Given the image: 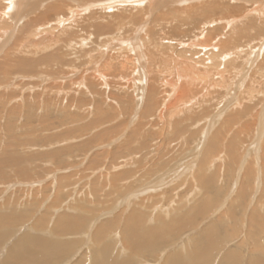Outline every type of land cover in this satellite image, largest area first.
Returning a JSON list of instances; mask_svg holds the SVG:
<instances>
[{
    "label": "rangeland",
    "instance_id": "1",
    "mask_svg": "<svg viewBox=\"0 0 264 264\" xmlns=\"http://www.w3.org/2000/svg\"><path fill=\"white\" fill-rule=\"evenodd\" d=\"M53 1L30 0L22 6L12 26L7 23L3 29L9 32L5 44V34L0 32L3 36H0V264L20 262L19 258L12 257L11 250L15 244L21 246L18 241L24 236H37L49 240L51 245L59 242L53 248L48 245L51 250L45 253L47 261L44 258L47 264H97L99 258L103 264H264V119H259L264 118V72L263 68L259 69L264 66V19L244 13L250 4H246L247 0H218L214 5L207 4L210 1L206 0L195 4L186 0V4L181 5L178 0L179 4L173 6L186 11L167 22L169 32L166 31L162 38L175 45L167 53L179 48L178 41L188 45L197 41L193 36L201 30L205 13L208 19L225 15L227 18L223 19H235L225 29L220 24L208 29L207 38L212 37L209 47L229 50L241 47L244 51L238 52L239 57L236 55L230 62L233 65L223 66L226 79L223 85L227 87H211L214 92L207 101L189 107L195 119L204 114L198 110L208 109L204 114H208L206 118L198 120V127L203 125L206 129L209 125V131L200 130L188 142L179 144V151L177 148L173 152H161V155L154 150L153 144L157 140L168 143L174 132L169 131V135L165 132L163 139L159 129L150 130L146 126L143 129L146 133L139 134L137 119L128 122L129 107L125 106L130 99L128 91L115 88L112 97L102 100L100 93L92 94L89 85L84 91L85 86L79 88L74 82L82 78L86 83L84 71L92 68L91 61L88 62L91 53L87 54L86 50L98 47L96 51L105 52L97 60L100 65L97 68H105L109 60L104 58L115 54L112 46L117 44L118 29L124 33L121 34L123 39L132 37L128 41L133 45L146 44L139 38L150 37L163 25L165 21L153 22L160 12L157 8L151 13H146L145 9L146 15L133 8L114 11L117 5H113L102 13L111 17L99 20L104 22L101 29L112 26L113 33L102 31L97 39L92 37L93 32L91 37L87 36L91 33L80 28L87 11L75 16L80 27H69L68 35H52L46 25L50 23L48 26H51L58 14L49 10V6L73 7L77 4L72 0ZM254 1L262 0L250 2ZM5 3L8 1H0V9ZM238 4L244 7L233 10L232 6ZM34 7H38L37 11ZM64 10L66 12L61 13L68 14V9L64 7ZM142 10L144 12V8ZM232 10L243 14L234 16ZM98 14L96 10L94 15ZM161 14L160 18H165L166 14ZM126 19V27L114 29L115 25H126ZM142 21L145 29L134 31ZM233 28L235 33L231 31ZM149 44L147 48L151 47ZM247 45L255 50V65L249 66L250 69L246 62L244 67L241 59L250 53ZM148 57L145 55L149 62ZM5 58L10 59L8 65H4ZM12 61L17 62L16 65ZM237 69L242 70L235 73L233 70ZM61 76L66 78L61 79ZM62 84H70L68 88L71 89L62 93L59 89ZM97 88L99 91L100 87ZM116 96L121 98L120 102ZM126 105L132 106V100ZM220 106H225L226 110L215 118ZM249 106H254L258 115L254 126L260 124L262 127L257 135L249 133L248 116H243ZM86 110L88 114L83 115ZM141 111L145 112L143 104L137 114L141 115ZM115 112H119V116L109 118ZM177 137L182 142L181 134ZM143 144L152 146L148 145L149 150H146ZM148 185L150 189L142 191ZM60 221L63 224L70 221L68 226L74 231L61 228ZM97 229L101 230L97 234L103 236L95 235L94 238ZM143 237L145 248L140 241ZM103 245L107 248L101 252ZM18 250L19 253L21 249ZM22 262L30 264V257Z\"/></svg>",
    "mask_w": 264,
    "mask_h": 264
},
{
    "label": "bare ground",
    "instance_id": "2",
    "mask_svg": "<svg viewBox=\"0 0 264 264\" xmlns=\"http://www.w3.org/2000/svg\"><path fill=\"white\" fill-rule=\"evenodd\" d=\"M2 1L3 2L8 1V3H5L6 6H2V8L0 9V32L3 33V34H5V36H4L5 39H4V41L2 40L3 41V44H5L6 40L9 38V32H7V30H3V29L7 26L6 25L7 23H9L12 26L13 18L17 16L18 10H20L22 8V6H24L25 4L27 5V2L28 1L30 2V0H17L16 2H15V0H5V1L2 0ZM55 1L56 0H54L53 2H55ZM72 1L77 2L78 5L75 3V5L77 7H74L75 5H73V7H66V6H63L62 4H61L63 6L62 8H61V5H59V7H58L57 4H56V6H57L56 8L55 7H52V6H49V8L51 7L49 10H55V11H57L56 15L57 14L58 15L54 17L55 18V21L52 22L51 26H48L50 23L49 24L47 23L48 25H46V26L48 27V30H49L48 33L50 32V33H52V35L53 34H60V35H62V34H65L67 32V29L69 27H71L72 25H73L72 27H80L81 25H77V23H76V22H78L77 21L78 19L75 16L76 15H80V14H84L87 11H88L87 12V16H83V18L85 20L82 19L85 22H83L84 24L80 27V28L83 29V31L84 30L85 31L87 30V31H89L91 33L90 35H87L89 33L88 32L86 34L87 36H90L91 37V35H93L92 34V32H93L95 35H93L92 37L93 38L95 37L94 39H97V37H99V35L102 33V31L103 32L104 31H106V32L109 31L110 33H113L114 31L112 30L113 29L112 26H111V28H112L111 29V28H107L108 25L107 26L104 25L106 28L101 29L100 27L103 25L104 22L103 23L102 22H99V20H101V19H105L106 17H111V16H109V14H102V13H106L105 11H107L108 9H112V6L113 5H117L116 8H114V9H117V10H114V11L131 10L133 8V9L138 10L139 12H142L141 14L144 13V15H146L147 12H150L151 13V12L156 11L155 8H157L158 12H160V13L158 15H156V17L153 19V22L156 21L158 23L159 21H162V22L165 21V22H163V25L157 30V32H153V33L151 32L152 35H150V37L152 36L153 38L152 37L150 38L148 36L150 38L149 39L148 37L144 38L142 36V39L139 38V40L140 41L143 40V42H145L146 44H144V43H138L137 42V45L136 46L131 43L132 41L131 42L128 41L132 37L131 38L128 37V40L127 39H123V37H122L121 34H124V33H121L122 30H119L118 29L119 27H126L128 25V19H126V25H125V23H123L121 26L115 25L114 29L116 30V28H117L118 29V32L120 31L119 32L120 35L118 34V32L115 31V33L118 34V37H116L117 44H116V46L115 45L112 46V49H113V51H114L115 54H109V56L106 55L107 58H104V59H106V60L108 59L109 62H108V65L105 68H103V67L97 68L98 65H99V62L97 61L98 58L101 57V56H104V54H106V53L103 52L104 53L103 54L101 51H99V49H98V51H96L98 47H93L90 50H86V53L87 54H88L89 51H90L89 53H91L88 56V58H90V60H88V62L91 61L92 68L91 69H87L86 71H84V74L86 75V83H85L84 80H82V78L81 79H78V80L75 79L74 82L79 85L78 86L79 88H81L82 86H85V89H83V90L86 91V89H87L86 85H89L92 94L95 95L97 93H100L101 96H102L101 97L102 100L104 98H108L109 99L110 97H112V94L114 93L112 90H114L115 88H117L119 90L122 89V90H124V92L128 91V93L130 94L129 95L130 96L129 101L132 100V106L126 105L129 101H126V104H125L126 107H129V111H128L129 113H127V114H129L128 115L129 116L128 117V122L133 123L134 120H136V119L138 120V121L136 120V122L138 123L136 129H137V132L139 134L141 133V134L144 135L146 133V132H144L145 130H143L146 126H149L150 127V130H152V128L159 129V131H160L159 134H160L161 137H163V139L165 137V135H164L165 132H166L167 135H169V134H171V133L174 132L173 134H175V135H173V137L172 136L169 137L168 143L166 141H164V140H159V141L157 140L153 144V146L151 144V146L154 147V150L157 151V152H160L161 155H162V153L164 154V152L165 153L166 152L168 153V151L170 152V151H172L174 149H177L178 146H180L179 144L188 142V140L189 139H192V137H195L197 135L196 133H199L200 130L203 133H207L209 131V125L208 124H206V125H208L206 127V129L203 128V125H201V126L198 127V125L200 124V121H198V120H201L202 121L204 118H206V116L208 114H206L205 116H204V114L208 112L207 111L208 109H200V111L198 110V112L201 115L203 113L204 114H203V116L199 117L198 119H195L196 116L192 113V111H190L189 107L191 106L193 108L196 105L201 104L204 101H207L210 98V95L212 94V92H214L213 91L214 88H211V87H215V88H217V87H220V88L227 87V86H224L223 85V84L226 83L225 74H224L225 73V69H223V66L225 64L226 65L229 64V66L230 65H233L234 63L233 62L230 63V62L235 58V56L238 54V52H241V51L243 52L244 50L241 49V47H234V48L232 47V48H230V50L229 49H223V48H219L218 49L217 47H209V45H208L209 42L208 41H209V39L211 41L212 40V37L207 38V33L206 32L207 31L210 32L208 29L209 28L210 29H213L217 24H220V27L223 28V29H225L226 26H229L230 27V22L233 23L235 21V19L234 20L223 19V17L224 18H227L226 15L225 16H222L221 18H217V19H212V18H209L208 19L209 16H206V13L204 15L202 14V17L204 19V22H202V24H201V28H200L201 30L199 29L200 31L197 33V35L195 34L193 36V40H194V38H196L197 41L195 39L194 41H196V42L195 43H191L190 45H188L186 43L184 44V43H181L180 41H178L177 42L178 43L177 46L179 48L176 47V49H175L174 52H168L167 53V51H169L170 49H172V47L175 46V45L169 43L168 40L162 38L165 35L166 31H168L167 30V26L169 24L167 22L168 21H171L174 17H179L182 12H185L186 11V9H182V10L175 9L173 6L175 4H179V3H181V5L183 3L186 4L187 1L189 3L192 2V4L194 2L195 3L196 2L204 3L205 0H191V1L190 0H187V1L186 0H181L179 3H178V0H147L146 2H144V0H82L80 3H78V0H72ZM206 1H210V2H206L207 4L213 3L212 5H214L215 2L218 1V0H206ZM250 1H252V0H247V3L246 4H248V3H250V4L247 5L248 8L244 11V13H246V14H254L257 17H259L258 18L259 20L260 19H264V0H262L260 2L259 1H257V2L256 1L250 2ZM57 2H59V1H57ZM149 2H152L154 5L151 4V5H153V6H151ZM71 6H72V4H71ZM241 6H242V4H238V5H236V7L232 6V8H233V10H235V9L241 10L244 7V6H242V7ZM64 7H65V9H68V14L67 13H65V14L64 13H61V12H66L64 10ZM35 8L38 9V7H34V10H35ZM129 8H131V9H129ZM143 8H144V12L142 10ZM162 8H164L163 11H162ZM145 9H146V13H145ZM159 9H161V10H159ZM96 10H98V12H99L98 15H94L95 12H96ZM233 10H232V12H233L232 15H234V16H237L239 13L240 14H243V13H241V11H233ZM28 11H30V10L28 9ZM31 11H33V10H31ZM35 11H37V10H35ZM161 13L166 14L168 16L167 17V20H164V19H166V15H165V18H160V16H162ZM29 14H31V13H29ZM29 14L27 12V15H29ZM45 14H46V12H45ZM197 14H199V13H197ZM32 16L33 15H31V17ZM37 16H36V19H37ZM67 16H68V18H67ZM70 16H71L72 19L70 18ZM28 18H30V16ZM158 18H159V20H155V19H158ZM189 19L191 20L192 19V16ZM217 20H218V22L215 23ZM46 22H47V19H46ZM75 23H76V25H74ZM211 23H213V24H211ZM80 24H81V21H80ZM152 24H154V23H152ZM35 26H37V25H35ZM39 26H41V25H39ZM203 27L206 28L207 30L203 29ZM233 27H236V24H234ZM144 29H145V22L142 21V23L139 26H137V27L134 28V31H139L140 32V31H143ZM232 30L235 31L234 28L231 29V31ZM111 31H113V32H111ZM234 31H232V32L235 33ZM109 32H107V33H109ZM147 32L149 33L150 31L147 30ZM81 33H83V32H81ZM66 34L68 35V33H66ZM154 34H155V37L153 36ZM67 35H65V36L63 35V36L66 37ZM112 35L113 34H110L109 36L112 37ZM147 35H149V34H147ZM0 36H1V38H3L2 34H0ZM138 36H139V34H138ZM64 37H62V38H64ZM54 39H56V38H54ZM50 41H51V39H50ZM190 41H191V39H190ZM85 43L86 42L83 41V45ZM148 43H150L149 45L151 46L149 48L146 47ZM247 48H249L248 50H250V53L249 54H246L247 55V58H245L246 57L245 56V57H242L241 59H242V61L244 63V67H245V62H246V67L248 69H250L249 66L252 67L253 65H255V62H254V59H255V50H253L254 51L253 52L251 46H248V45H247ZM93 49H94V51H93ZM131 51H132V54L131 53H128V52H131ZM151 52H156V53L155 54H152ZM49 54H50V52H49ZM256 54H258V53L256 52ZM145 55L149 56L148 57L149 62L147 60H145ZM83 56L86 57L87 55L86 54L85 55L83 54ZM52 57L54 58L55 55H53ZM238 57L239 56L237 55V58ZM71 59L72 58H70L68 60H71ZM4 61H6L4 65H8V62L10 61V59L5 58ZM51 61H53V60H51ZM73 62H75V61H73ZM12 63H13V65H16L17 62L12 61ZM62 63H63V61H62ZM68 63L69 62H67V64ZM19 64L20 63H18V65ZM67 64H64V65H67ZM89 64H90V62H89ZM104 64H106V63H104ZM239 64H238V66H239ZM20 66H22V64H20ZM62 66H63V64H62ZM146 67H147V70H145ZM258 67H260V66H258ZM68 68H70V67H68ZM62 69H64V68H62ZM259 69H262L261 70L262 73L264 72V66H261V68H259ZM239 70H242V69H239ZM239 70L237 69V70H233V71L236 73ZM65 72H66V69L63 70V73L62 74H64ZM215 77H218V80H215ZM60 78L63 79V78H66V77H62L61 76ZM142 78H143V81H142L143 83L140 82ZM230 79H231V77L228 79L229 83H230ZM232 79H234V78H232ZM57 85L58 84H56L55 86H57ZM69 85L68 84H65V85L62 84V86H60L59 89L61 90L62 93H65L64 90H66V89H69L70 90L71 89V88H68ZM97 87H100L99 88V91H98V88ZM57 88L58 87H56V89ZM198 88H200L199 91H197ZM46 89H47V87H46ZM67 92H69V91H67ZM59 96H61V94ZM133 96H134V98H133ZM143 96H145L144 99L142 98ZM172 96H174V97L173 98H170ZM36 97H37V95H36ZM116 97H117L116 99L120 102L121 101V98H119L118 96H116ZM79 98H81V97H79ZM66 99H67V96H66ZM52 101H54V100H52ZM57 102H59V101L57 100ZM63 104H64V102H63ZM142 104H143V107L145 108V112L141 111V115H140L139 113L137 114V112H138V110H139V108H140V106ZM249 105H251V104H249ZM220 107H221V109L219 110V112L217 111L218 113H216V117L215 118L220 117L221 113L226 110V107L225 106L224 107L220 106ZM255 107H256V105H255ZM255 107L254 106H249L247 108V110H244V112H243L244 113L243 116L244 117L248 116L247 119H249L248 125H249V129L251 130V132H249L250 134H253V133H256V132L258 133V130L261 127L260 124H257L256 126H254L255 125V121H256L255 118L258 116L257 115V112L255 113ZM92 109H91V111H92ZM96 109H98V106H97ZM84 113L85 114H83V115L88 114V110H86ZM118 113L115 112L109 118H112L113 116H119ZM263 113L264 112H262V114ZM104 118L105 119H108L107 117H103V119ZM259 119L262 120L264 118H261L260 117ZM121 124H122V122H121ZM121 126H124V124L121 125ZM195 126H197V127L194 129ZM172 128L175 129V130H173ZM254 128H255V130H253ZM138 129H140L141 132L138 131ZM148 129H147V131H150ZM256 129H257V131H256ZM169 131H171V133ZM237 131H239V130H237ZM138 133H136V134H138ZM150 133H152V132H150ZM178 133L181 134L182 142L180 141L181 138L177 137L178 136ZM257 133H256V135H257ZM139 137H140V135H139ZM145 137H146V135H145ZM159 137H157V138H159ZM259 137H260V135H259ZM255 138H256V136H254V140H256ZM143 139H145V138H143ZM146 139H148V138H146ZM160 139H162V138H160ZM138 140H140V138ZM150 140H151V138H150ZM146 141L149 142L148 140H146ZM146 144L145 145L143 144V146L146 147L145 148L146 150H149V146L150 145L148 144L149 145L148 146ZM253 145H254V141L252 142V145L251 146L253 147ZM252 147H251V149L254 148V147L253 148ZM113 148H115V147H113ZM116 149H118V148H116ZM182 149H180V150H182ZM219 150H220V148L217 150V152ZM113 151H112V153L114 154ZM178 151H179V148H178ZM146 153H149V151H146ZM124 154H126V153H124ZM127 155H129V154H127ZM169 157L172 160L171 155H169ZM120 162H122V161H120ZM142 162H143V160H142ZM115 163H117V162H115ZM123 163H120V164H123ZM167 163H169L168 160H167ZM159 165L161 166V164H159ZM167 165L168 164H166V166ZM157 166H158V164H157ZM138 167H139V165H138ZM136 168H137V166L134 167L135 170H136ZM140 169H142V168H140ZM155 169H156V166H155ZM135 170H133V171L136 172ZM146 173H148V172H146ZM166 174H168V173H166ZM141 175H142V173H141ZM146 176L148 177V174ZM22 177H24V176H22ZM146 189H150V185H148L147 187H144L142 189V191H145ZM69 222L70 221H68V222L66 221L67 224H63L64 222L60 221V227L61 228L67 227V229L72 228V227H69L68 226ZM36 224H38V222ZM71 224L73 225V224H75V222L74 221H71ZM99 229H97V232H95L94 238H95V235L98 236V237L99 236H103L102 234H97L99 232L101 233V230H99ZM70 230H72V229H70ZM64 231H65V229H64ZM72 231H74V229ZM126 231H128V229H126ZM134 232L135 231H133V233ZM57 233H59V231ZM130 234H131V232H130ZM136 235H137V232H136ZM139 236L140 235H138V237ZM27 237L24 236V237H21L19 239L18 243L20 242L21 243V246H18L17 247L18 244H15V246L12 247V250H11L12 257H15L16 259L19 258V261H20V262L18 261L19 263H16V264H28V263L22 262V260L25 259L26 257H30V260H31V263L30 264H47L45 262V259L47 261V258H46V254L45 253L48 250H51L48 247V245H51L50 244V241L49 240H43V239H41V238H39L37 236L36 237H32V238L31 237L30 238H27ZM141 239L142 238H140V241L143 242L144 248H145L146 239L144 237H143L142 240ZM207 239L210 241L209 237ZM96 241H97V244H98V240H96ZM150 241H152V239ZM147 242H148V240H147ZM57 243H59V242L58 241L57 242L54 241V244L53 245H57ZM53 245H51L52 248L55 247ZM147 245H149V243H147ZM151 245H153V244L151 243ZM147 247L149 248V246H147ZM64 248L66 249V245H65V247H63V249ZM106 248H107V246L106 245L105 246L103 245V249H101V252H104ZM18 249H21V251L19 253H18V251H19ZM94 250H96V252L97 251H100V249L99 250L98 249H94ZM92 253L94 254V251ZM94 260L96 261L95 258H94ZM78 261H80V260H78ZM2 264H4V263H2ZM5 264H14V263H11V262L8 261V263L6 262ZM97 264H103L102 259L99 258V263H97Z\"/></svg>",
    "mask_w": 264,
    "mask_h": 264
}]
</instances>
